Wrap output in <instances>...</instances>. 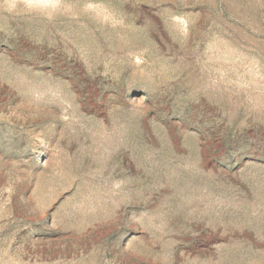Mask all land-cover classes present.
<instances>
[{
  "label": "rangeland",
  "instance_id": "obj_1",
  "mask_svg": "<svg viewBox=\"0 0 264 264\" xmlns=\"http://www.w3.org/2000/svg\"><path fill=\"white\" fill-rule=\"evenodd\" d=\"M0 264H264V0H0Z\"/></svg>",
  "mask_w": 264,
  "mask_h": 264
}]
</instances>
